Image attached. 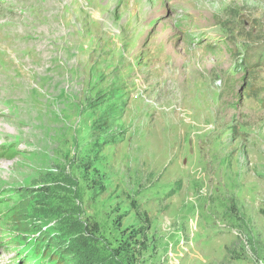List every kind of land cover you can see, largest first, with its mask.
Returning a JSON list of instances; mask_svg holds the SVG:
<instances>
[{"label":"rangeland","instance_id":"374dc122","mask_svg":"<svg viewBox=\"0 0 264 264\" xmlns=\"http://www.w3.org/2000/svg\"><path fill=\"white\" fill-rule=\"evenodd\" d=\"M0 264H264V0H0Z\"/></svg>","mask_w":264,"mask_h":264}]
</instances>
